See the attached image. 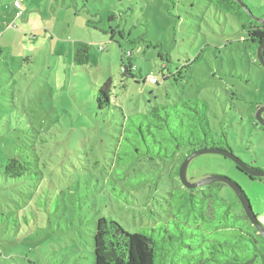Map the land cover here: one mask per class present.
Wrapping results in <instances>:
<instances>
[{"label": "rangeland", "instance_id": "obj_1", "mask_svg": "<svg viewBox=\"0 0 264 264\" xmlns=\"http://www.w3.org/2000/svg\"><path fill=\"white\" fill-rule=\"evenodd\" d=\"M14 1L0 0V264H93L99 215L130 231L166 218L163 163L149 222L122 200L134 194L109 178L122 116L149 104L202 99L213 137L224 132L240 159L264 171V130L246 118L251 101L264 106V69L245 54L235 19L206 0H19L18 17ZM246 2L264 17V0ZM76 41L89 46L85 65L72 60ZM128 63L133 76L122 75ZM162 68L171 74L165 81ZM108 78L110 105L99 109L98 88ZM38 135L47 139L37 151L39 179L5 180L7 160ZM207 174L235 181L264 225V178H250L220 153L193 157L187 179ZM220 195L237 199L227 184Z\"/></svg>", "mask_w": 264, "mask_h": 264}, {"label": "trees", "instance_id": "obj_2", "mask_svg": "<svg viewBox=\"0 0 264 264\" xmlns=\"http://www.w3.org/2000/svg\"><path fill=\"white\" fill-rule=\"evenodd\" d=\"M241 1L249 12L237 0H206L215 12L237 21L244 32L245 54L262 67L258 49L262 47L260 56L264 61V17L254 15L246 0ZM72 60L77 65L87 64L88 44L76 41ZM130 68V63L123 65L122 75L133 76ZM161 74L164 81L171 75L166 68ZM111 87L108 78L98 88L99 109L110 105ZM166 98L171 100L169 93ZM261 106L251 101L246 118L254 128L264 130L255 118ZM207 112L208 104L202 99L176 95L171 102L149 104L143 112L122 116L109 178L122 192H131L138 198L133 201L134 195L131 200L121 195L127 204L141 207L137 213L140 217L145 213L149 222L155 215L148 203L158 187L157 162L163 163L168 172L163 183L166 218H160L158 225L141 222L139 230L130 231L114 218L99 215L92 232L93 264H264V238L238 199L229 202L220 195V186L225 183L212 182L189 189L179 179L180 164L193 152L220 149L236 155L224 132L218 139L213 137ZM38 136L39 140L24 146L21 154L10 156L4 166L5 180L39 179L43 168L37 151L47 139Z\"/></svg>", "mask_w": 264, "mask_h": 264}, {"label": "water", "instance_id": "obj_3", "mask_svg": "<svg viewBox=\"0 0 264 264\" xmlns=\"http://www.w3.org/2000/svg\"><path fill=\"white\" fill-rule=\"evenodd\" d=\"M237 1L246 9V11L249 12V9L246 8L245 4L241 0H237ZM261 48L262 47L258 49V59L262 67L264 68V61L260 56ZM262 112H264V106H261L256 110L255 118L257 122L264 127V117L262 116ZM204 153H220L225 156H228L230 159H232V161L235 162L238 168L246 172L251 177L262 178L264 177V171L253 168L250 165H248L246 162H244L242 159H240L238 156L233 155L229 151L220 150V149H201L196 152H193L191 155L186 157V159H184V161L180 164V167H179V179L182 185L185 186L186 188L192 189V188L202 187L212 182H222V183L229 185L231 189L233 190V192L235 193L238 201L240 202L245 215L247 216L249 221L252 223V225L256 228L258 233L264 238V225L257 218L255 212L253 211L251 203L246 193L242 190V188L235 181L229 179L226 176L219 175V174H207L204 177L196 181H189L187 179L186 171H187V166L190 160L193 157L200 155V154H204Z\"/></svg>", "mask_w": 264, "mask_h": 264}, {"label": "built area", "instance_id": "obj_4", "mask_svg": "<svg viewBox=\"0 0 264 264\" xmlns=\"http://www.w3.org/2000/svg\"><path fill=\"white\" fill-rule=\"evenodd\" d=\"M13 7H14V9H15V16H16V17L20 16L21 13H22V7H21V4H20L18 1H14V2H13ZM0 34H1V33H0ZM147 81L154 83V82L156 81V79H155V77H153V76H148V77H147Z\"/></svg>", "mask_w": 264, "mask_h": 264}, {"label": "flooded vegetation", "instance_id": "obj_5", "mask_svg": "<svg viewBox=\"0 0 264 264\" xmlns=\"http://www.w3.org/2000/svg\"><path fill=\"white\" fill-rule=\"evenodd\" d=\"M263 115H264V113H263Z\"/></svg>", "mask_w": 264, "mask_h": 264}, {"label": "crops", "instance_id": "obj_6", "mask_svg": "<svg viewBox=\"0 0 264 264\" xmlns=\"http://www.w3.org/2000/svg\"><path fill=\"white\" fill-rule=\"evenodd\" d=\"M22 15V14H21Z\"/></svg>", "mask_w": 264, "mask_h": 264}]
</instances>
